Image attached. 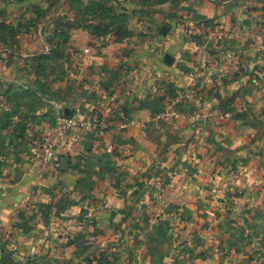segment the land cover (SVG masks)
Here are the masks:
<instances>
[{
  "label": "crops",
  "instance_id": "1",
  "mask_svg": "<svg viewBox=\"0 0 264 264\" xmlns=\"http://www.w3.org/2000/svg\"><path fill=\"white\" fill-rule=\"evenodd\" d=\"M55 1L0 0V22L34 23L33 5ZM91 2L114 7V27L105 29L110 18L102 12L89 21L80 16L77 33L88 38L78 63H61L71 68L73 86L52 90L44 106L35 86L43 79L21 73L34 63L0 61V264L88 260L82 249L101 243L105 227L141 213L136 197L146 213L153 207L159 213L166 202L180 205L181 196L197 192L241 201H231L224 216L223 244L233 249L243 240L229 229L251 226L248 214L264 212V33L260 39L245 33L264 23V0ZM73 3L58 0V10L44 13L26 40L14 36L20 39L14 47L26 42L20 60L51 50L53 22L73 17L66 12ZM197 25L216 34L196 35ZM12 69L20 76H7ZM28 94L35 100L29 108ZM75 109L102 110L101 132L80 144L65 138L55 151L59 167L41 173L29 154L37 129H54L58 113ZM184 110L224 118L203 129L189 119L155 118Z\"/></svg>",
  "mask_w": 264,
  "mask_h": 264
},
{
  "label": "rangeland",
  "instance_id": "2",
  "mask_svg": "<svg viewBox=\"0 0 264 264\" xmlns=\"http://www.w3.org/2000/svg\"><path fill=\"white\" fill-rule=\"evenodd\" d=\"M81 1H83V5H81ZM81 1L77 0L76 2L75 0L69 10H66V12L71 11L74 15L73 17L56 18L53 22L54 26H52L53 28L50 32L52 48L42 54L20 60L21 57L17 54L21 53L20 49H23V51L27 50L25 49L27 47L26 42L23 41L20 45L14 47L15 44L17 45L18 40L20 43V39L0 28V61L5 58L6 63H34L33 67H31V64L28 67H22L23 71L21 73L26 76L34 73L35 77H40L43 79L41 81L45 82L44 84L35 85L37 87L36 92L40 91L41 93L36 95V98L43 100L41 102L42 106L47 102V99L52 98V90L58 92L61 90L67 91V86H73V81L69 77L71 68H64L61 63H64L65 59L69 58L71 61L73 59V63H78L81 54L80 49L88 38L77 33L78 24L84 23L80 16L82 15L85 18L84 13L90 15H87L86 18L89 21L94 17L91 14L95 15L97 12H102L103 15L110 18L109 21L103 24L105 29L114 27V22L112 21L114 19L113 6H105L96 2L93 4L92 0ZM31 5L28 7L24 5L23 11H30ZM35 6L38 9L39 16L34 20V23L29 20L23 24L24 26L19 30L22 35L20 36L21 39L26 40L29 34L34 31L33 29L35 28L36 30V25L43 23V17L41 16L44 13L50 11V13H53L58 10L56 8L58 7V0L51 4L40 3L33 5V7ZM12 11L10 10L11 13ZM61 11L62 13L65 12L64 9H61ZM24 17L28 18L30 14H28V17ZM8 18L13 19L14 16ZM2 19L0 17V21ZM9 22L12 23L13 21L10 20ZM16 23H18L17 27H19L21 20H17ZM263 24L262 21L255 23V25L245 31L246 35L248 34L252 39L263 38ZM32 26L35 27L31 29L30 27ZM64 28L66 29L63 30ZM53 29H55V32H53ZM58 31L60 32L58 33ZM3 48L6 51L2 50ZM17 70L12 69L7 73V76L11 78L20 76ZM195 75L198 76V71H195ZM196 78L194 77L195 82ZM9 87L12 88L13 85ZM25 98L28 99L25 100L24 106L27 108L31 107L35 101L32 94H28ZM177 103L180 104L181 101L178 100ZM187 111L200 114V116L197 118L196 116L184 117L183 114H186ZM180 112L182 114L179 117L169 115L167 118L170 117V120L189 119L200 125L201 129L216 125L224 118L219 114L213 115L212 112L208 111L207 113L189 110ZM213 193L197 192L189 197L181 196L180 205L176 204L175 206L173 203L167 205L168 203L166 202V205L159 213H157L155 207L147 208L149 212L146 213L142 199L136 197L134 202H137L135 205L138 204V207L141 206V213L137 211L127 216L122 215L119 221H113L116 226L113 225L112 228L111 226L105 227L101 233V243L89 244L82 249L91 256L88 260H72L65 264H264V212L256 210L253 215L246 212L248 217L245 219L251 226L236 223L235 227L240 225L239 228L229 229L230 235H241L243 240V242H235L232 244L234 248L229 249L227 245L223 244V239L228 234L227 228H224L226 225L224 216L228 211V207L231 206V201H241L235 197L230 198L228 195L213 196ZM243 204H247V200H244ZM258 204L261 205L259 202ZM262 205H264V202ZM256 209L260 208L257 207ZM213 221L217 223L215 225L211 224ZM255 222L261 223H256L257 225H255Z\"/></svg>",
  "mask_w": 264,
  "mask_h": 264
},
{
  "label": "built area",
  "instance_id": "3",
  "mask_svg": "<svg viewBox=\"0 0 264 264\" xmlns=\"http://www.w3.org/2000/svg\"><path fill=\"white\" fill-rule=\"evenodd\" d=\"M195 29L196 35H207L212 37L210 32H208L207 27L204 25H197ZM218 34V33H217ZM225 37H231L227 33H220ZM205 62H208L207 58L203 57ZM226 64L229 61L225 62ZM226 66V65H225ZM177 103V102H176ZM111 107H106V111H110ZM178 112L167 111L156 114L155 118L157 120H164L167 116L179 117ZM57 126L50 129H37V134H35L34 139L29 148L30 158L38 162L39 171L41 173H47L52 169L59 167L58 159L56 158L55 151L57 148L62 147L65 138L73 137L77 143H83L85 138L92 136L94 134H99L103 126V111L100 109H90V110H72L71 112L58 113ZM184 117L196 116L199 117L200 114L189 113L183 114ZM37 135V136H36ZM72 150V149H71ZM76 150V149H75Z\"/></svg>",
  "mask_w": 264,
  "mask_h": 264
},
{
  "label": "trees",
  "instance_id": "4",
  "mask_svg": "<svg viewBox=\"0 0 264 264\" xmlns=\"http://www.w3.org/2000/svg\"><path fill=\"white\" fill-rule=\"evenodd\" d=\"M0 28L8 31L9 34H12L15 36L17 33H20L21 25L17 27V25H12V24H5L4 22H0Z\"/></svg>",
  "mask_w": 264,
  "mask_h": 264
},
{
  "label": "water",
  "instance_id": "5",
  "mask_svg": "<svg viewBox=\"0 0 264 264\" xmlns=\"http://www.w3.org/2000/svg\"><path fill=\"white\" fill-rule=\"evenodd\" d=\"M65 113H68V111H65ZM64 161H66V159H63Z\"/></svg>",
  "mask_w": 264,
  "mask_h": 264
}]
</instances>
